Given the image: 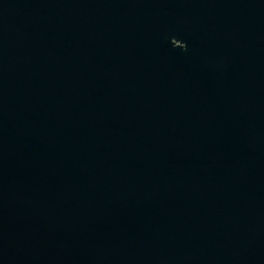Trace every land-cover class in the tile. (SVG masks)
<instances>
[{
  "label": "water",
  "instance_id": "obj_1",
  "mask_svg": "<svg viewBox=\"0 0 264 264\" xmlns=\"http://www.w3.org/2000/svg\"><path fill=\"white\" fill-rule=\"evenodd\" d=\"M0 264H264V0H0Z\"/></svg>",
  "mask_w": 264,
  "mask_h": 264
}]
</instances>
